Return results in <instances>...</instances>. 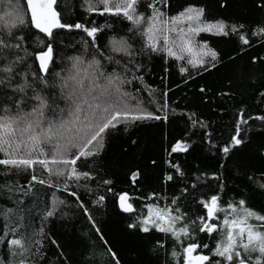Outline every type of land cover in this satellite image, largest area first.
<instances>
[{"label": "snow or ice", "instance_id": "6c2138e0", "mask_svg": "<svg viewBox=\"0 0 264 264\" xmlns=\"http://www.w3.org/2000/svg\"><path fill=\"white\" fill-rule=\"evenodd\" d=\"M0 4V194L12 205L0 222V264H69L48 226L75 203L99 233L82 192L92 195V205L106 200L104 193H93L90 183L97 180L95 161L113 133L169 121V61L176 63L184 84L223 64L211 41L198 39L201 34L231 42L244 55L256 44L264 50V0H251L250 18L232 22L213 14L227 8L229 0H185L175 10L172 0H83L84 15L76 20L64 18L59 0ZM155 56L164 61V90L147 80V61ZM250 63L262 69L248 86L264 104V55L251 56ZM198 93V100L213 111L218 103L212 97L237 95L231 81L226 90L200 86ZM182 115L194 129L192 135L198 126L199 139L224 156L243 143L242 125L253 120L264 127V114L253 117L246 107H237L234 134L220 147L212 142L215 129L196 112ZM191 148L192 143L177 139L167 155ZM257 152L264 162V144ZM163 163L171 171L162 182L178 185L170 196L115 192L112 179L99 181L130 218L127 228L132 234H150L157 260L163 255L162 264H264V208L256 210L250 197L229 196L222 174L193 173L196 182L189 185L183 165ZM147 166L130 169L133 188L146 178L142 168ZM21 175L22 186L13 180ZM259 188L264 191V183ZM14 190L16 198L8 195ZM25 197L44 203L38 231L15 218L13 206L19 210L27 203ZM53 247L56 251L50 252ZM107 255L106 264H123L113 249L108 248Z\"/></svg>", "mask_w": 264, "mask_h": 264}, {"label": "trees", "instance_id": "16d2710c", "mask_svg": "<svg viewBox=\"0 0 264 264\" xmlns=\"http://www.w3.org/2000/svg\"><path fill=\"white\" fill-rule=\"evenodd\" d=\"M184 2L185 0H172L173 9H177ZM191 2L203 4L208 0H191ZM251 7V0H229L227 8L215 9L213 14L218 19L223 18L232 22L250 18ZM2 9L3 5L0 4V10ZM59 9L63 10L65 19L76 20L84 15L83 0H59ZM93 18L99 23L104 22L102 18ZM198 39H209L212 46L224 58L223 64L218 65V68L210 73H203L202 77L197 76L194 81L184 84L176 63L169 61L166 81L170 89L167 97L169 121L154 122L159 124V127H150L148 125L153 122H148L129 128L127 132L121 128L118 133H113L105 150L95 161L98 176L95 182L90 183V186L93 193H104L106 200L102 204L92 205V195L83 192L82 195L89 201L94 222L100 230L99 233L92 228L87 218L80 214L78 205L75 203H71L70 207L65 209L66 214L55 218L48 226L50 235L59 240L63 250L68 254L69 264H106L110 258L107 255L108 248L119 253L123 264H130V262L162 264L163 255L158 261L153 252L155 244L151 241L150 234H132V231L127 228L130 218L120 212L113 195L107 193L106 186L99 181L112 179L115 192L126 190L132 195L143 196L151 191H157L170 196L177 190L178 185L173 182H162L165 172L171 171L163 163L164 160L183 165L188 173L186 179L189 185L196 182L193 173L202 171L209 175L213 172L222 174L229 196L236 199L241 196L250 197V204L256 210L264 208V191L259 188L260 183H264V179H261L264 175V162L258 158L257 152L258 146L264 144V127H261V123L249 120L247 125H242L240 135L244 138L243 143L238 148L232 149L228 156H224L217 149L211 148L199 139L198 126L195 129L197 134L192 135L194 129L190 127L187 117L182 115V113L196 112L209 124L210 129H215L212 142L220 147L224 146V139L234 134L233 125L237 107H246L253 117L264 114V104L256 98L254 89L248 86L251 79L254 76L259 77L262 70L259 66L250 63V57L257 53L264 55V50L256 44L254 49H250L248 54L244 55L234 50L233 44L224 39L209 37L207 34H201ZM229 56H235L236 59L230 61ZM147 63L151 68V72L147 75L148 82L164 90V83L161 82V78L165 75L163 59L155 56ZM229 81L232 83V90L237 95L234 99L212 97L218 103V106L213 105L215 111L198 100L200 86L221 91L227 89ZM177 139L192 143V148L188 153H177L169 157L167 152L170 151V145ZM132 140H136L137 143L132 144ZM152 159L157 161L155 166L150 164ZM144 164H148L147 167L142 168L146 178L141 180L139 186L133 188L128 180L129 171ZM250 176L255 178L252 182L247 179ZM24 179L23 175L19 178L13 177L16 184L21 186ZM209 183H212L213 187L216 186L214 181H209ZM8 195L16 198L19 194L14 190ZM48 195L50 196L51 193ZM24 199L27 203L21 205L19 210L13 206V211L17 212L15 218L38 231L41 227L40 216L44 203L35 197ZM188 199L191 200L192 196L189 195ZM158 202L164 203V201ZM0 206H2L0 207V222H2V213L12 206L4 194H0ZM101 236L104 239H101ZM55 251L54 247L50 249V252Z\"/></svg>", "mask_w": 264, "mask_h": 264}]
</instances>
